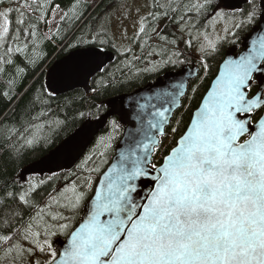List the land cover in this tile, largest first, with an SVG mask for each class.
I'll use <instances>...</instances> for the list:
<instances>
[{
    "label": "snow or ice",
    "instance_id": "1",
    "mask_svg": "<svg viewBox=\"0 0 264 264\" xmlns=\"http://www.w3.org/2000/svg\"><path fill=\"white\" fill-rule=\"evenodd\" d=\"M245 2L246 9L233 12L215 0L124 4L121 24L135 8L133 35L124 28L118 45L109 13L80 41L98 45L81 53L100 60L98 71H104L102 54L111 47L125 57L123 67L133 77L182 69L193 55L204 75L181 70L178 79L136 101L140 138L122 148L106 170L107 152L101 149H110L120 130L115 119L109 121L110 132L66 177L65 187L49 193L43 205L34 194L47 183L44 179L39 184L29 179L18 192L0 194V264H264V30L253 28L257 35L244 37L243 54L224 60L176 146L159 163L154 160L163 152L182 100L191 102L199 89L195 81L209 74V59L224 43L240 44L241 33L257 20L264 22V0ZM15 5L0 11V74L17 56L35 63L29 53L38 47L39 25L47 23L51 32L46 13L60 7L52 8L51 0H15ZM80 7L75 0L60 21L69 20V12L73 23L80 20ZM17 67L18 75L25 71ZM15 83V78L9 80ZM253 85L257 90L250 95ZM102 110L98 105L97 112ZM47 114L41 111L33 120ZM53 124L59 127L62 121L48 126ZM180 124L177 120L171 132ZM44 129L43 122L33 124L31 134L20 137L22 147L49 142ZM61 235L67 238L62 251L52 240Z\"/></svg>",
    "mask_w": 264,
    "mask_h": 264
},
{
    "label": "trees",
    "instance_id": "2",
    "mask_svg": "<svg viewBox=\"0 0 264 264\" xmlns=\"http://www.w3.org/2000/svg\"><path fill=\"white\" fill-rule=\"evenodd\" d=\"M112 2H114L113 4H117L115 6L118 11L121 10L119 6L124 4V0H102V2L92 10L88 2L80 0L81 7L77 9V12L83 13L82 18L73 23L71 19L73 13L69 12L70 19L64 22H61L59 19V29L56 28L49 38L45 36V33L48 32L49 29L45 26L44 22H41L39 25L40 40L37 42L38 47L34 52L29 53L30 59L34 60L35 63H26L22 57L17 56L15 58V63L8 66L6 72L0 74V194H3L5 191L18 192L20 190V185L24 184V182L29 179L37 184H39L41 179H44L47 180V183L40 185L37 192L34 194L35 199L43 205L49 199V193L56 195V193H59L60 190L65 187L66 183L69 182L66 177L69 176V173L77 171L76 166L69 171L64 170L55 173V176H53V174H31L22 176V173L26 169L35 165L42 158L54 151L67 138L75 133L83 123L86 121L98 120L103 116L108 111V100L122 95H131L148 85L154 84L156 80L165 73L170 71L174 73L180 70L164 68L156 73L141 74L133 77L129 69L123 67L125 57L119 55L116 49L109 47L107 51H114L116 59L112 64L108 65L102 73L96 75V77L92 79L89 93H85L83 90H75L65 95H52L49 97L47 92L44 91V89H46L45 74L48 67L52 64L54 59L61 58L77 49L98 47V45H92L90 43L85 44L80 41L89 38V36L83 37L86 33L90 35L94 32L96 24L101 20V18L96 16L97 12L104 8V6L107 8L109 6L113 7V4L110 5ZM140 2L142 5L145 3V0H140ZM215 2L220 3L224 11H229L224 8L220 0H215ZM74 3L75 0H51L52 8H55V5L60 6L57 10L61 12V15L63 12L69 11ZM15 6V0H3V2L0 3V11L9 7L14 8ZM247 7L248 5L245 4L241 9H246ZM54 12L53 10H49L46 13V19L49 20ZM108 12L106 11V13ZM11 18L13 27H15V20L17 18L16 13L13 12ZM34 18L35 17H33V19ZM255 25H250L248 29L241 33V41L250 33ZM112 27L113 25L111 24L112 34H114ZM73 44L77 46L71 47L70 45ZM240 44L231 45L224 43L221 45L219 54L216 55L215 58L209 59V74L204 77L202 81H195L199 84V89L191 102L187 97L182 100L184 107H181L178 112L174 114L171 126L168 129V135L163 141V152L156 154L154 157L155 162L159 163L162 156L166 155L171 148L175 147L176 141L186 130L193 112L199 107L212 80L216 77L225 53L230 47H235L236 50L240 49ZM181 47H183V45H181ZM137 54H139L138 50ZM137 64L143 67L140 62H137ZM17 66L23 67L25 71L18 75ZM185 66L200 68L199 61L194 55L192 57V63ZM200 75H204L202 70ZM13 78L16 80L15 85L9 84V80ZM94 88H96L97 91L94 92ZM256 90V85H253L250 95L255 94ZM4 93H8L11 99L6 98ZM188 96H191L190 88ZM37 97H41L42 100H46L47 102L42 103L37 100ZM98 105L103 106V110L100 112H97ZM41 111H46L48 113L47 116L41 117L40 121L33 120V117ZM113 119L119 122L117 118L109 119L105 129L98 134L93 144L77 164L91 153L99 137L106 136L110 132L109 121ZM56 120L62 121V124L59 127L53 124L50 128L48 125ZM177 120H181V124L177 132L172 133L171 127L176 126ZM41 122L45 124L44 132L50 137L49 142L45 143L43 140H40L33 147H22L23 141L20 137L29 136L32 131V125ZM10 130L14 131L15 134H12ZM123 133L124 126L121 125L119 132L114 134L115 139L112 141L111 148L101 149L107 152L106 158L108 163L103 165L105 170L114 157L115 149ZM16 149H19V151L17 152ZM50 176H52V179H48ZM56 177H59V179ZM71 179L74 180L75 177L73 176ZM54 189L55 192L53 191ZM67 195H69V193L65 194V196ZM61 211H63V209H61ZM65 214L67 215L68 213ZM25 219H27V214L25 215ZM78 222L79 218H77V223ZM65 239L66 237L62 235L52 238L54 244L58 240L64 241Z\"/></svg>",
    "mask_w": 264,
    "mask_h": 264
},
{
    "label": "water",
    "instance_id": "3",
    "mask_svg": "<svg viewBox=\"0 0 264 264\" xmlns=\"http://www.w3.org/2000/svg\"><path fill=\"white\" fill-rule=\"evenodd\" d=\"M220 1L222 2L225 9L231 11L237 8L241 9L243 5L246 4L245 0ZM256 27L264 30V22L259 21L254 28ZM251 33L252 37L255 38L257 33L253 31H251ZM89 48L94 49L95 47ZM242 48L243 50L238 54L235 53L234 48L230 49L225 54L224 60L227 59L229 55H231L232 58H238L239 55L243 54V52L246 50L244 39ZM87 49L88 48H82L70 52L63 57L56 59L48 67L45 74V85L48 90L52 91L53 95L61 96L75 90H83L85 93H89L92 79H94L96 75L102 73L103 71L97 70V65L100 63V60L87 58L81 55V53ZM224 60L219 66L217 75H219L223 68ZM102 61L103 67L105 69L108 65L115 61L114 53L111 51H106L102 54ZM186 69L191 68L185 67L182 70ZM191 70L200 71L199 68H192ZM178 73L179 71L176 73H167L163 76V78L158 79L154 84L148 85L145 88L132 93L131 95L119 96L108 100V111L103 116H101L98 120L86 121L83 123L75 133L67 138L54 151L42 158L35 165L26 169L22 173V176L31 174L58 173L64 170L72 169L93 144L98 134L105 129L107 121L112 117H117L119 122L125 126L123 137L115 149L114 157L118 155L122 148L134 145L136 140L140 138L137 132L139 125L136 119V101L141 100L142 97L153 94L155 91L178 79ZM113 158L110 165L115 162ZM66 239L64 241H57L54 244L55 247L62 251Z\"/></svg>",
    "mask_w": 264,
    "mask_h": 264
},
{
    "label": "rangeland",
    "instance_id": "4",
    "mask_svg": "<svg viewBox=\"0 0 264 264\" xmlns=\"http://www.w3.org/2000/svg\"><path fill=\"white\" fill-rule=\"evenodd\" d=\"M84 1L88 2L90 4V9L93 8V10L95 7H97V5L99 3L102 2V0H84ZM114 2H112L110 5H112ZM124 4L141 5V2H140V0H124ZM124 4H122V5H124ZM113 5H114L113 7L109 6L108 8L104 6V8H102L98 11L99 13L97 12L98 15L96 14V16H98V18H101V20H102V18H104L107 14H109V13L112 14V25H113L112 29H113L114 35L116 37V43L119 45L121 43L120 34L124 28H127L129 36L133 35V33H134L132 23H133V19H134L135 8H133V17L128 19V20H123V23L121 24V19H122L121 13L124 11V9L122 6H119V8H121V10L118 11V9L115 6L117 4L115 3ZM106 11L107 12L109 11V12L106 13ZM119 15H120V17H119ZM60 16H61V12L56 9L53 16H51L49 18V20L52 21V24H51V32L48 31L45 33V36L47 34V38H49L50 35L52 34V32L55 31L56 24L59 22ZM101 20L96 24L94 31L97 29ZM2 22H3L2 19H0V23H2ZM45 26L48 29L50 27L47 23H45ZM85 36H90V35H89V33H86L83 37H85ZM194 57H195V55H194ZM62 201H63V199H62Z\"/></svg>",
    "mask_w": 264,
    "mask_h": 264
}]
</instances>
